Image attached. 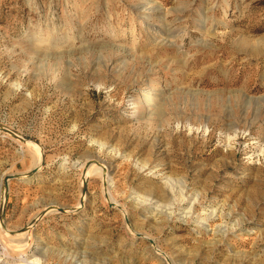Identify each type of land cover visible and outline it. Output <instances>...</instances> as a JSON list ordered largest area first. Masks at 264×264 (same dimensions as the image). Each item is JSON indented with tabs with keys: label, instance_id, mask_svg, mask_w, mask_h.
<instances>
[{
	"label": "rangeland",
	"instance_id": "1",
	"mask_svg": "<svg viewBox=\"0 0 264 264\" xmlns=\"http://www.w3.org/2000/svg\"><path fill=\"white\" fill-rule=\"evenodd\" d=\"M0 123V264H264V0H0Z\"/></svg>",
	"mask_w": 264,
	"mask_h": 264
},
{
	"label": "bare ground",
	"instance_id": "2",
	"mask_svg": "<svg viewBox=\"0 0 264 264\" xmlns=\"http://www.w3.org/2000/svg\"><path fill=\"white\" fill-rule=\"evenodd\" d=\"M23 143H25L26 145H31L32 148L36 146L35 143H33L32 141L27 140V139H24ZM36 151H37L39 154H38L37 163H36V165L33 166V167H40L41 152L38 151V150H36ZM92 165H94V163L89 164V165L86 167V170H85L84 174H81V185H82V183L84 182V180H87V178H88V177H87V173H88L89 168H90ZM98 167L100 168V171H101V177H102L103 183H106V180H108V179H107V175H105V172H103V170L101 169L100 166H98ZM5 175H9V174H5ZM105 176H106V178H105ZM22 178H23V180L27 181V180H29V178H31V177L28 176V175H24ZM2 179H3V178H2ZM7 190H8V182H7V187H5V186H4V182H3V180H1V183H0V213H1L2 209L4 208V198H5V194H6ZM83 196H84V195H83ZM83 196H82V197H83ZM51 206H52V205H51ZM78 206H79V202H78V204H77L76 206L73 207V209L76 208V207H78ZM54 210H56V209H55V208H50V209H48V210H46V211H54ZM124 212H125V211H124ZM39 216H40V215L38 214V215H36L34 218H32L33 220L31 219V220L29 221V223H28V225H27V228H25V229L22 230V231H14V232H13V231H11V230H9V229H7V228H5V227H1V226H0V228H1L0 231H2L3 234L5 233V234L9 235L10 237H19V238L25 237L27 234H29L30 229L36 224V219H37ZM34 220H35V221H34ZM0 221H1V220H0ZM32 221H33V222H32ZM152 245H153V244H152ZM153 246H154V245H153ZM20 258H21V261H23L24 264L33 263L32 260H31V261H28L27 258L24 257V256H20ZM34 259H35V258H34ZM36 260H37V259H36ZM20 264H22V263H20Z\"/></svg>",
	"mask_w": 264,
	"mask_h": 264
},
{
	"label": "water",
	"instance_id": "3",
	"mask_svg": "<svg viewBox=\"0 0 264 264\" xmlns=\"http://www.w3.org/2000/svg\"><path fill=\"white\" fill-rule=\"evenodd\" d=\"M0 131L10 134L12 137H14V138H16V139H18V140H20V141H22V142H23L24 139H25V138H23L22 136H20L18 133H16V131H15L14 129L9 128V127H7V126L1 124V123H0ZM43 161H44V157H43V155L41 154L40 166L43 165ZM91 163H96L97 165H99L97 162H94V161H92V160H88V161L85 163V165H84V168H83L82 174H84V172H85V170H86V167H87L89 164H91ZM38 169H39V167H33L31 170H29V171L27 172V174H22V175H21V174H20V175H19V174H9V175H4V176H3V179H2L3 182H4V186L7 187V182H8L9 179H12V178H14V179H20V178L23 177L24 175H28V176L31 177L32 175H34V173H36V171H38ZM86 182H87V180H84V182H83L82 185H81V197H80V199H79V204H80V205L83 204V197H82V196L85 194V191H86ZM50 208H55L56 210H58L59 212H62V213H63V212H66V209L63 208V207H58V206H50V207H48V209H50ZM48 209H46V210H48ZM46 210L40 212L39 215L42 216V215L46 212ZM71 210H74V209H71ZM2 212H3V209H2V211H1V213H0V219H1ZM32 220H33V219H32ZM36 220H37V219H36ZM34 221H35V220H34ZM32 222H33V221H32ZM25 228H27V226H25V227L19 229V231H22V230H24ZM13 232H14V231H13ZM149 242L152 243L151 240H149Z\"/></svg>",
	"mask_w": 264,
	"mask_h": 264
}]
</instances>
